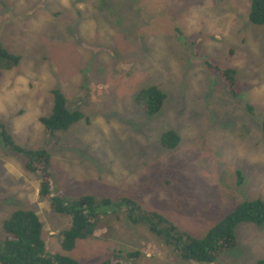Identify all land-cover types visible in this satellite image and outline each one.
<instances>
[{
  "label": "rangeland",
  "instance_id": "obj_1",
  "mask_svg": "<svg viewBox=\"0 0 264 264\" xmlns=\"http://www.w3.org/2000/svg\"><path fill=\"white\" fill-rule=\"evenodd\" d=\"M250 0H0V124L23 150L50 156L54 188L66 199L114 201L97 209L95 233L61 249L70 227L38 196L40 178L0 140L2 222L22 209L43 223L48 254L101 264L114 252L133 264L181 261L144 224L131 225L117 200L156 212L202 238L238 204L264 202V26L248 21ZM207 61L236 71L232 97ZM157 86L167 99L147 117L134 98ZM59 89L83 119L48 135L39 119ZM249 108L250 111L247 109ZM174 131L172 150L160 137ZM236 247L212 264L264 263V227L235 229Z\"/></svg>",
  "mask_w": 264,
  "mask_h": 264
},
{
  "label": "trees",
  "instance_id": "obj_2",
  "mask_svg": "<svg viewBox=\"0 0 264 264\" xmlns=\"http://www.w3.org/2000/svg\"><path fill=\"white\" fill-rule=\"evenodd\" d=\"M248 21L255 26H264V0H250ZM0 59L8 61L10 67L17 66L20 60L9 53L1 42ZM206 66L208 69H216L225 89L232 97H238L240 91L235 70L214 66L208 61ZM51 94V114L40 118L39 121L48 135L67 132L83 119V113L69 109L67 100L59 89H54ZM166 99L167 96L161 89L149 86L137 92L134 102L147 117H154L161 111ZM247 109L251 113V110ZM261 131L264 132V123L261 125ZM0 140L7 149L22 156L25 169L29 173L38 174V196L46 199L56 214L69 218L70 227L59 233L61 249L65 252L72 251L76 241L92 236L97 229V209L109 208L114 201L91 195L73 200L66 199L54 188L53 175L49 171L50 156L46 151L20 149L2 124ZM179 142L180 138L174 131H166L160 137V145L166 150L176 148ZM116 202L125 208L127 221L131 225L144 224L150 234L161 239L181 261L195 264H212L223 253L232 251L236 247L235 229L240 224L251 223L258 228L264 227V202L260 200L238 204L202 238L188 235L160 214L144 211L131 200L119 199ZM2 229L6 236L0 245V264H79L70 257L48 254L45 251L41 237L43 223L33 211L19 209L12 212L3 220ZM137 256L138 253L114 251L109 259L101 264H133L131 261Z\"/></svg>",
  "mask_w": 264,
  "mask_h": 264
}]
</instances>
